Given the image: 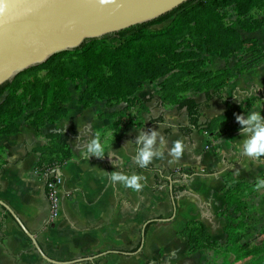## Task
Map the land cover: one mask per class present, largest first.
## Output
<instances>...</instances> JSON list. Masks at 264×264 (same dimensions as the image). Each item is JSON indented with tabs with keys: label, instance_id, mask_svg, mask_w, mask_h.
Wrapping results in <instances>:
<instances>
[{
	"label": "crops",
	"instance_id": "1",
	"mask_svg": "<svg viewBox=\"0 0 264 264\" xmlns=\"http://www.w3.org/2000/svg\"><path fill=\"white\" fill-rule=\"evenodd\" d=\"M228 83L220 92L241 104L242 100L237 102L227 94L228 89L222 90ZM145 89L148 92L144 90L141 99L129 103L111 104L102 99L85 107L74 98L67 104L66 116L56 124L36 130L18 119L17 133L0 135V200L36 236L52 259L71 261L69 264H157L154 259L163 264L219 262L215 254L218 252L212 248L191 249L187 227L191 221H200L212 240L226 242L229 214L234 213L233 208L227 211L226 179L248 181L239 167H232L241 158L236 147L242 141L239 127L217 129L219 122L231 117L226 115L222 99L214 97L209 105L203 104L200 123L214 122V129L207 132L216 141L207 150L206 130H195L190 136L180 131V124H188L185 109L178 110L168 101L160 104V94L153 93L154 88ZM187 94L198 102L205 101L204 93ZM160 117L163 122L151 123ZM232 118L235 120V116ZM150 129L158 130L168 147L178 139L183 141L185 150L178 162L170 163L172 158L165 152L163 158L155 159L147 168L133 164L137 147L134 140L140 131ZM96 131L102 133L101 140L108 146L106 152L113 151L114 156L109 158L106 154L103 159L91 157L87 161L81 158L76 143L81 135L82 142L87 138L85 133L90 136ZM52 135L69 149V158L60 161L56 155L43 156L41 148L49 144ZM249 161L242 157L240 168ZM181 168L195 174L169 175ZM49 170L62 177L59 211L53 221L46 191ZM116 170L141 175L143 189L133 191L111 184L104 172ZM212 170L218 172L212 174ZM173 186L178 188L176 197ZM90 256L96 257L73 262ZM0 264H53L39 254L11 212L1 204Z\"/></svg>",
	"mask_w": 264,
	"mask_h": 264
},
{
	"label": "rangeland",
	"instance_id": "2",
	"mask_svg": "<svg viewBox=\"0 0 264 264\" xmlns=\"http://www.w3.org/2000/svg\"><path fill=\"white\" fill-rule=\"evenodd\" d=\"M196 3L191 4V6ZM209 14H212L211 17L205 20ZM174 18L172 17L161 24L152 25L148 30L150 32L163 31L172 23ZM237 40H243L242 43L240 42L243 45L240 49L233 51L232 46ZM219 42L221 46L218 44ZM120 43L119 39H112L108 43L97 42L85 53L70 55L66 59L67 61H64L62 71L57 72L58 75L54 73L55 65L21 75L13 86L17 95L15 103L12 104L14 111L11 114H17L18 110L20 112L15 121L19 119L28 122L29 118L32 117L31 115H35L39 110L42 111L41 108L46 107L48 109L52 99H54L51 102L52 105L61 106L67 110V104L74 98H78V104L81 97L84 100L93 98L94 102L96 100L101 101L102 80L100 76L102 73L105 76H110L111 73L117 71L118 73L123 72L120 75H125L124 66L130 69L137 64L132 61V57H123V55L112 51V47ZM217 44L220 46L218 48L226 45L223 48L227 50L226 55H221L220 49L216 47ZM128 50L129 53L122 52L121 54L135 56V54L144 52L145 55L150 54L155 59L157 66L162 64L163 68L171 67L170 71L181 72L180 82L183 83L203 82V74H208L206 81L209 82L211 78H216L215 75L223 72V75L220 73L219 76L227 78L229 85L223 87L222 90L228 89L227 94L231 98L237 102L242 100L241 103H243L236 115H247L249 107L264 114V96L260 97L259 95V91L264 94V0H235L217 10L203 8L202 5L198 6L188 12L173 31L151 39L133 42ZM225 71L229 73L225 75ZM169 74H165L153 82L144 80L138 86V90L135 91L133 101L141 99L144 90V92H148V89L145 88H154L152 92H158L161 82ZM150 83L155 84L154 87H152L153 85L150 86ZM35 87L45 97L44 105L33 100L36 92ZM65 88L68 90L64 91ZM202 90L201 93H203ZM190 91L197 95L200 93L188 88L184 90L186 93L183 92V94ZM66 92L69 93L65 94ZM3 96L0 98V102L3 101ZM65 97L68 98L67 101L60 100ZM252 105H256V107L254 108ZM9 116L11 115L9 114ZM47 116L51 115L48 114ZM37 117L40 118L42 115ZM63 117L50 119L46 124H56ZM90 119L92 117L88 120ZM88 122L92 124L91 121ZM232 127L240 128L232 116L228 117L226 122H219L217 125V129L221 128L220 131ZM239 138L243 139L240 135ZM241 163L242 156L239 162L232 167H239L245 180L256 181L264 174V158L258 161L250 159L248 164L245 162L240 168ZM250 171L255 173V176L249 174ZM247 202L246 213L239 216L233 213L232 216L239 220L244 219L248 223L249 229L239 233L238 236L240 237L232 246L221 250L218 254L215 253L219 256V262L215 264H264V188L254 191L247 198ZM243 244H245L244 248L241 246Z\"/></svg>",
	"mask_w": 264,
	"mask_h": 264
},
{
	"label": "trees",
	"instance_id": "3",
	"mask_svg": "<svg viewBox=\"0 0 264 264\" xmlns=\"http://www.w3.org/2000/svg\"><path fill=\"white\" fill-rule=\"evenodd\" d=\"M235 0H189L183 4H181L179 7L175 8L174 10L170 11L167 14H164L152 21L137 24L134 26H131L127 29L110 33L107 35H104L99 38H89L86 39L81 46L71 49L59 52L53 56H51L46 62L32 66L30 68H27L23 72H21L16 78L13 80H10L3 85L0 86V98L3 96V101L0 102V135L6 134V133H17L19 131L18 125L15 121V119L18 117L17 115L20 114L19 110L17 114H11L13 110L12 104L15 103L17 92L14 90V85L17 83L21 75L23 74H30L33 73L36 70L39 69H45L48 68L50 65H55L54 67V73L56 74L59 71H62V68L64 66V61H67L66 59L70 55H76V54H82L87 51H89L93 44L99 42V43H108V41L112 39H119L121 43L117 46L112 47V51L119 53L123 57H132L134 62L137 64L128 69L126 66H124V70L126 73L125 75H120L121 73H118L117 71L111 73L110 76H105V74L102 73L100 76L102 80V86L100 90H102V99H107L109 103L114 102H131L135 98V91L138 90V86L144 81L149 80L150 82H153L157 80L159 77L169 74L167 78H165L161 82V86H159L158 94H160V104L163 102H171L174 103L176 108L178 110L185 109L188 115V124H180L179 129L180 131L187 136H190L195 130H213V121L207 122L204 125L200 123L201 118V106L209 105V101L212 100L214 97H218L222 99L223 103L227 107V116H236V113L239 112L240 108L242 107L243 103L237 104L233 100L228 99L224 94L220 92V88L225 84V82L228 81L227 78H222L220 75V72L218 75H215L216 78H211L208 81L207 75L203 74L204 78H202L203 82H198L193 84L191 83H183L180 82L181 72L176 73L174 70L170 71L172 69L171 67H162V64L160 66H157V62L155 59H153L150 54L145 55L144 52L135 54V56H127L125 54H121L122 52H128L129 53V46L132 45L133 42H138L140 40L144 39H151L157 36L168 34L169 32L173 31L183 20L185 15L188 14V12L192 11V9L197 8L198 6H201L203 8L207 9H220L222 7H225ZM197 2V3H196ZM196 3L195 5L191 6V4ZM212 15V14H211ZM207 16L205 18L209 19L211 17ZM175 17L172 23L165 29L161 30L159 32H150L148 28L155 24H161L165 22L166 20ZM168 32V33H167ZM243 40H237L234 42V45L232 46L233 51L238 50L242 47L241 43ZM222 42V41H220ZM220 42L218 44H220ZM241 42V43H240ZM216 45L217 49H220L221 55L224 56L227 54V50H224L223 48L226 47V45H223L221 48H218L221 46ZM135 52V51H134ZM133 52V54H134ZM64 58V59H63ZM177 58V57H176ZM121 63V62H120ZM166 64V62H165ZM163 69V70H161ZM69 70V68H68ZM181 71V70H179ZM229 73L228 71H225L224 74ZM58 75V73H57ZM120 75V76H119ZM57 78V77H56ZM60 78H62L60 76ZM98 78V77H97ZM213 86H211L210 84ZM188 88H192L195 91H203L205 94V101L204 102H198L195 97L189 96L188 94H183L184 90H187ZM217 90V91H214ZM35 94L33 96V100H37L40 102L41 105L45 104V97L42 96L41 91H39L35 87ZM68 89L65 88L64 91H67ZM98 90V91H100ZM214 91V92H213ZM69 92H66L65 94H68ZM186 93V92H184ZM260 97H263L264 94L262 91L259 92ZM153 96V95H152ZM95 98V96H94ZM93 99V98H92ZM92 99L84 100L83 97H81L79 104L82 106H89L94 101ZM54 99L50 101V106L47 109L46 107L41 108V110L37 111L35 115H31L32 117L29 118L28 123L36 130H39L41 127L46 125L48 120H53L59 117H63L67 114L68 110L66 108H62L61 106L52 105L51 102ZM61 101H67L68 98L65 97L63 99H60ZM33 105V104H31ZM233 113V114H232ZM9 114L11 116H9ZM50 114L51 116H47ZM42 115V117L38 118L37 116ZM17 116V117H16ZM164 118H156L151 121V123H160L163 122ZM220 133V132H219ZM51 141L49 144L43 146L41 148L42 151H44L43 156L46 158L47 156L56 155V157L60 158V161L63 159H67L70 156L69 149L58 142L56 140V135L51 136ZM43 157V159H44ZM52 157V156H51ZM54 158V157H52ZM153 169V168H152ZM52 170H49L51 172ZM157 171V170H156ZM217 170H212L210 173L214 174L217 173ZM48 173V172H47ZM180 174L181 176L187 175L188 177L195 174L194 171L188 169V168H181L179 170H174L169 173L171 177H173L175 174ZM161 175L164 177V173L162 172ZM259 179H264V174H262ZM258 180V179H257ZM256 180V181H257ZM256 181H244L236 178H227L226 179V203H227V211H229L231 208H233V211L235 214L242 215L246 213V210L248 208V202L247 198L251 196L255 189V183ZM156 188V187H155ZM178 188L173 186L172 192L173 196L176 197V192ZM183 191V189H181ZM230 223L226 227V234L227 239L225 243H218L211 239L210 235L207 233L204 225L200 221H191L188 223V231H189V242L192 244V250L200 249V248H212L215 249L216 252L223 251L229 246H232L234 243L238 240V234L244 231H247L249 229V225L247 222L244 221V219H237L234 218L231 214H229ZM158 221L151 220L149 224L154 223ZM243 248L245 247V244L241 245ZM237 247V246H236ZM157 264H163L159 262L157 259L153 260ZM150 261L146 262V264H149Z\"/></svg>",
	"mask_w": 264,
	"mask_h": 264
},
{
	"label": "water",
	"instance_id": "4",
	"mask_svg": "<svg viewBox=\"0 0 264 264\" xmlns=\"http://www.w3.org/2000/svg\"><path fill=\"white\" fill-rule=\"evenodd\" d=\"M187 1L117 0L116 5L105 8L98 5V0H6L9 6L7 22L0 21V86L59 52L81 46L86 39L152 21ZM0 204L11 212L46 261L71 263L49 257L10 207L2 200Z\"/></svg>",
	"mask_w": 264,
	"mask_h": 264
},
{
	"label": "clouds",
	"instance_id": "5",
	"mask_svg": "<svg viewBox=\"0 0 264 264\" xmlns=\"http://www.w3.org/2000/svg\"><path fill=\"white\" fill-rule=\"evenodd\" d=\"M117 4V0H98L100 7H109ZM9 11V6L6 0H0V21L7 22L6 17ZM26 11H31L27 9ZM236 122L240 125L239 135L243 137L242 141L237 144L239 154L252 160H261L264 158V114L260 111L251 110L248 114H237ZM102 133L96 131L86 139L80 136L76 147L80 152L82 159L89 160L91 157L103 159L107 154L109 158L114 156V152H106L108 147L101 140ZM137 145L135 154L132 156V162L139 168H147L155 159L164 157L165 152L172 159L170 163H175L182 157L185 146L182 140H176L171 147H168L166 138L156 129L148 131H140L134 140ZM109 182L113 185L120 184L126 189L133 191H141L144 184L141 182L144 178L141 175L133 173L128 175L123 171L104 172ZM264 188V179H258L255 183V189L258 191Z\"/></svg>",
	"mask_w": 264,
	"mask_h": 264
},
{
	"label": "built area",
	"instance_id": "6",
	"mask_svg": "<svg viewBox=\"0 0 264 264\" xmlns=\"http://www.w3.org/2000/svg\"><path fill=\"white\" fill-rule=\"evenodd\" d=\"M205 134L208 136V142L206 144V147L207 149H212L216 145V141L211 136H209V133L207 131H205ZM46 177V191L51 212L50 218L53 221L58 215L59 211L62 177L56 174L55 172L49 171Z\"/></svg>",
	"mask_w": 264,
	"mask_h": 264
}]
</instances>
